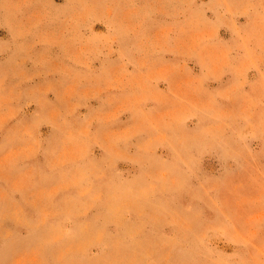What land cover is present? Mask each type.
<instances>
[{"label":"rangeland","instance_id":"obj_1","mask_svg":"<svg viewBox=\"0 0 264 264\" xmlns=\"http://www.w3.org/2000/svg\"><path fill=\"white\" fill-rule=\"evenodd\" d=\"M0 264H264V0H0Z\"/></svg>","mask_w":264,"mask_h":264},{"label":"bare ground","instance_id":"obj_2","mask_svg":"<svg viewBox=\"0 0 264 264\" xmlns=\"http://www.w3.org/2000/svg\"><path fill=\"white\" fill-rule=\"evenodd\" d=\"M114 199H116V198L114 197ZM73 201H74V200H73ZM107 201H108V200H107ZM111 201H112V200H111ZM115 201H116V200H115ZM115 201H114V200L112 201V202H113V203H112L113 208H116L117 206H119V204H116ZM70 203H71V202H70ZM107 203H108V202H107ZM117 203H118V202H117ZM121 203H124V202H121ZM121 203H120V204H121ZM108 204L111 205L110 202H109ZM108 204H106V205H108ZM107 207H108V206H107ZM108 208H109V207H108ZM111 208H112V207H111ZM79 225H80V224H79ZM80 228H82V226H81ZM88 229H89V230H87V228H85V229L83 228L82 230H80V232H82V233H93V232H94L93 230H96V229H93V228H90V227H89Z\"/></svg>","mask_w":264,"mask_h":264}]
</instances>
